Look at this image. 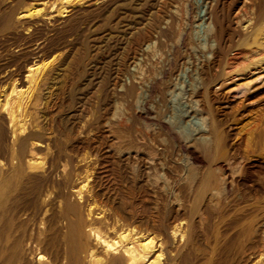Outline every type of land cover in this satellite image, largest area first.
Returning a JSON list of instances; mask_svg holds the SVG:
<instances>
[{
  "label": "bare ground",
  "instance_id": "1",
  "mask_svg": "<svg viewBox=\"0 0 264 264\" xmlns=\"http://www.w3.org/2000/svg\"><path fill=\"white\" fill-rule=\"evenodd\" d=\"M261 93L264 0H0V264H264Z\"/></svg>",
  "mask_w": 264,
  "mask_h": 264
},
{
  "label": "rangeland",
  "instance_id": "2",
  "mask_svg": "<svg viewBox=\"0 0 264 264\" xmlns=\"http://www.w3.org/2000/svg\"><path fill=\"white\" fill-rule=\"evenodd\" d=\"M257 98V99H256ZM245 102H240L239 100H238V104H236L235 106L236 107H238V108H236V107H234V115H235V119L236 120H234V128H236V129H238V128H241V127H244V126H248L249 124H252L254 121H256L257 119H259L258 117H262V115L261 114H263L264 113V93L262 94H259L257 97H253V98H251V99H247V100H244ZM241 104V105H240ZM238 105V106H237ZM182 108V106H180V108L179 109H181ZM235 108H236V110H235ZM237 111V112H236ZM239 111V112H238ZM92 112V111H91ZM95 112V110L93 111V113ZM218 112H220V109H218ZM262 112V113H261ZM169 114V113H168ZM256 114H258V115H256ZM260 114V115H259ZM258 116V117H257ZM260 117V118H261ZM252 118V119H251ZM254 120V121H253ZM253 121V122H252ZM238 123V124H237ZM249 123V124H248ZM246 124V125H245ZM90 153H87V155L88 156H90L89 154H91V155H93L94 153L92 152V151H89ZM92 159V158H91ZM255 160V161H254ZM262 162V158H260V157H255V158H253V160L251 161L252 163H255V164H258V165H260V163ZM229 231V230H228ZM226 232V230H225V236L223 237V239L221 238V242H223V243H221L220 244V240H219V243H218V245H220V246H218L217 245V247H216V250H215V253H214V256H215V264H222L223 262V264H226V263H228V264H253V262L255 261L256 262V260L257 259H255V256L254 257H251V260H249L248 261V259H247V257L246 256H244L242 253H243V251H244V249L242 250V248H244V247H242L244 244H243V242H241L242 240H240V242H238L237 240H239V239H237L235 236L233 237L232 236V232ZM227 233H229V234H227ZM231 238L232 240H226V239H228V238ZM226 238V239H225ZM235 238V239H234ZM257 241H258V239H257ZM225 242H227V243H225ZM231 244H230V243ZM228 243H229V246H228ZM240 243H242L241 244V246H240ZM234 244V245H233ZM239 244V245H238ZM257 244H258V242H257ZM222 245H223V247L224 246H228V248L227 247H224V248H222ZM231 245V246H230ZM236 245V246H235ZM240 246V247H239ZM241 248V249H240ZM220 249V250H219ZM229 249H231V250H229ZM223 250V251H222ZM225 250V251H224ZM242 250V251H241ZM216 251H220L219 253L217 252V254H216ZM222 252L224 253V254H222ZM249 253V252H248ZM247 253V254H248ZM218 254H220L219 256L220 257H217L218 256ZM226 255V256H225ZM224 256V257H223ZM229 257V258H228ZM231 257V258H230ZM218 258V259H217ZM245 258H246V260H245ZM221 259V260H220ZM229 259V260H228ZM244 259V260H243ZM253 259H255V260H253ZM220 260V261H219ZM223 260V261H222ZM226 260V261H225ZM229 261V262H228ZM238 261V262H237ZM219 262V263H218ZM235 262V263H234Z\"/></svg>",
  "mask_w": 264,
  "mask_h": 264
}]
</instances>
